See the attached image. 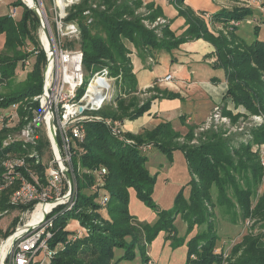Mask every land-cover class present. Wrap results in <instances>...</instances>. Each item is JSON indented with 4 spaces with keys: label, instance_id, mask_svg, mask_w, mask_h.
<instances>
[{
    "label": "trees",
    "instance_id": "16d2710c",
    "mask_svg": "<svg viewBox=\"0 0 264 264\" xmlns=\"http://www.w3.org/2000/svg\"><path fill=\"white\" fill-rule=\"evenodd\" d=\"M169 2L177 7L178 15L185 18L186 29L180 34L171 28V24L162 28V35L156 32V28L150 29L144 24V18L154 20L164 13L154 1L148 3L150 12L147 16L136 13L143 0H94L91 3L90 0H82L67 16V19L79 21V43L86 71L108 65L111 75L121 78L119 87L128 95L133 94V98L126 100L117 94L114 97L117 106L112 101L98 111L103 119L85 121V138L75 147L73 155V183L77 196L75 206L54 218L53 236L49 240L56 251L53 258L55 264H119L122 260H134L138 251L142 264H149L152 260L148 254V244L161 231H167V238L172 240L174 248L186 244L184 264H264V232L245 235L233 246L228 257H224L222 251H217L219 238L210 209V206H215L212 188L216 186L218 202L233 209V222L249 217L264 221V191L253 204L256 190L263 182L264 165L259 153L252 150L253 145L264 142V123L252 129L251 140H246L242 132L227 134L223 128H210L193 143L197 124H189L184 135L185 142H179L177 139L182 133L174 129L170 121H162L140 133L125 132V136L135 140V144L125 142L107 123L108 119L135 120L150 109L154 98L160 97L154 95L139 104L134 95L138 92V79L129 57L132 51L125 40L134 45L142 59L151 50L171 52L187 41L199 38L209 41L215 48L214 67L225 71L227 96L251 114L264 112V39L259 38L264 18L254 26L255 37L247 41L238 29L239 25L252 24L257 20L254 8L235 6L219 9L212 14V22L225 27L223 29L228 34H215L196 11L183 8L184 0ZM12 4L22 6L23 10L19 19L11 14L0 15V34L4 37L3 49L0 50V115L5 116L13 110L17 111L15 106L18 104L42 92L47 62L46 51L38 36V16L22 0H14ZM88 9L90 13L85 15ZM89 18L91 21L88 22ZM19 67H30V70L19 85L12 87ZM6 86L9 89L2 91ZM167 95L169 98L180 96L170 91ZM31 105L33 109L39 106L37 101ZM20 111L22 115L33 113ZM223 112L234 121L242 115L225 108ZM16 120L19 121V118ZM12 121L5 119L0 123V178L4 174L2 161L7 153L29 152V148L23 147L19 140L4 145L5 139L15 129L11 127ZM40 143L34 157L27 158L29 166L34 165L32 162L36 158H42L43 146L47 143L45 136L40 138ZM146 143L166 154L171 162L174 151H181L191 173V179L179 190L174 206L157 210L158 218L152 224L137 220L129 208L131 191L135 190L145 205L157 209L153 196L157 174L147 167L148 156L141 148ZM45 165L40 162L35 166L42 180H45ZM102 168L106 172L98 175ZM22 170L26 172L25 168ZM18 185L16 182L0 191V212L34 206H14L9 202L11 193ZM186 186H190L188 197L185 195ZM230 188L236 201L228 194ZM87 189H91V193H87ZM103 197H107V202L102 203ZM105 209L107 214L103 212ZM180 213L188 223L185 236H178L174 224ZM71 219L79 220L87 232L79 235L75 233L76 230L67 229ZM17 222L18 218H14L13 226ZM204 223L207 224L205 229L198 230L188 238L197 225ZM13 232L14 228L11 227L4 232L0 230V235L8 236ZM118 248L124 251L116 259Z\"/></svg>",
    "mask_w": 264,
    "mask_h": 264
},
{
    "label": "rangeland",
    "instance_id": "374dc122",
    "mask_svg": "<svg viewBox=\"0 0 264 264\" xmlns=\"http://www.w3.org/2000/svg\"><path fill=\"white\" fill-rule=\"evenodd\" d=\"M13 1L14 0H0V15L11 14L12 10H16L17 14H16V16H13V17L16 19H19L20 15L22 13L23 7L22 6H14L12 4ZM22 1L24 2L25 0H22ZM93 1L94 0H90V3ZM151 1H154L156 5H159L156 3L155 0H143L142 6L137 7L136 13L142 14L143 16H147L148 13L150 12L149 8H148V3ZM81 2H82V0H37V3H40V6H42V11H41V14L43 17L42 19L44 20L46 17V21L48 22V27H49L48 31L50 34V41H52V39H53L54 42L58 46L61 45L64 48L72 50V51L73 50H82L80 47V43H79L81 35L80 34L76 35V34H68L67 33L70 30V28L68 27L69 26L68 24H70V22H76L79 24L78 19L70 20V19H67L68 18L67 16L69 15L72 8H74L75 5H77ZM216 2L220 3V5L223 7L243 6V7L254 8L255 17L257 18V20L252 24H246L243 26L239 25V29H238V31L240 32L239 33L240 35H242L247 41H251L255 37L254 26L257 23H261V21L264 18V0H216ZM94 5H96V4H94ZM172 5L178 11L177 7L174 4H172ZM159 6H161V5H159ZM182 6H183V8L189 7L191 9H193L190 6H187L185 3ZM162 9H163V7H162ZM193 10L197 12V14L199 15L200 18L204 19L207 26L209 27V29L213 33L219 34V32H224L225 34H228V32H226V30L223 29L225 27H223L221 25H217V24L212 22V19H211L212 14L211 13L206 12V11H202V10H195V9H193ZM163 11H164V9H163ZM64 12H65V15L61 16V13H64ZM89 13H90L89 9L84 12L85 15H87ZM180 17H182V16H180ZM89 19H91V18H89ZM89 19H88V22H89ZM46 21L44 22L45 24H46ZM61 21L63 22V24L68 23L67 24L68 26L66 27L64 24V28L63 27L61 28L60 27ZM143 22L150 29L156 28V32L159 35L160 34L162 35V33H163L162 28L166 24L172 25V23L174 22V19L169 18V16L164 11V13L162 15H159L154 20H149V19L144 18ZM45 26H47V25H45ZM185 26H186V24H185ZM171 28H172V26H171ZM42 32H44V31L42 29V22L40 20V27L38 29V36H39V40H40L41 45L43 46V48H45V44H44L43 39H42ZM261 36L264 38V25L261 28ZM194 40H196V39H194ZM3 41H4V37L2 34H0V50L3 49V45H4ZM125 43L127 44V46L132 51L131 53H129V57L131 58L133 66H134V61H133L132 55L136 54L138 57H140V56L138 55L137 49L134 47V45L131 42H129L128 40H125ZM44 50L46 51V49H44ZM160 51L161 50H151L145 59H142L140 57L142 62L144 63V67L149 68V67L157 64V66H156L157 69H161L162 66L167 64L166 62L171 63V61L170 60L168 61V59H166V56H165V54H168L167 53L168 51L164 50L163 54ZM46 55H47V52H46ZM103 67H109V66L105 65ZM29 70H30V67H26V68L19 67L18 70L16 71L14 78H13L12 87L19 85L25 79L26 74ZM133 71H134V68H133ZM85 72L87 74L90 71L89 72L86 71V69L84 67V73ZM134 73H135V71H134ZM173 79H174L173 75H172V78L169 80H167L166 78L164 79V77H162V78L157 77L153 83H151L148 86L143 87L142 88L143 90H139V88H138V92H136L134 95L137 97L139 104H142L144 101H146L149 98H152L154 95L160 96L159 98H154V99L182 98L181 92H182V94H185L186 96H188V92H187L188 88L176 87L173 83ZM120 80H121V78H117V79L110 81L112 84V88L107 92V98L105 100L106 103H111L112 101H114L115 102L114 106H117L116 101L114 100V97H116L117 94H121L122 96H124V98L126 100L133 98V94L128 95L126 91L124 92L121 89V87H119ZM226 82L227 81H225V86L223 84V87L217 88V91L220 93L218 95H221L222 93H224L223 94L224 95L223 101H219V100L216 101L214 106L220 105L221 107H223V111L225 108L227 110H231L235 114L239 113L242 115L239 117V119L237 121H234L230 115L225 114L223 112V114L229 118L227 121L228 123L224 122L225 120L222 119V120H220L221 125L218 128L219 129L223 128L224 133L226 132L227 134H230L231 132H242L243 137L246 140H251L253 138V137H251L253 135L252 129L254 127H257V126L264 123V112L259 113V115L261 116V120L257 124H255V126H253V124L250 125L249 122L251 121V116L254 114H251L242 105H236L234 103V101L232 100V98L227 96L228 82L227 83ZM43 85H44V76H43ZM87 87H88V81H86V83L80 87V89L78 91V97H81L83 95V93L85 92ZM8 89H9V87L6 86L5 88H2V91H6ZM42 90H43V87H42ZM169 91L178 93L180 96L174 97V98H169L167 95V92H169ZM105 93H106V91H105ZM212 93L216 94L213 90H212ZM38 95H40V94H38ZM38 95H35L31 99H27V100L23 101L22 103L18 104L17 106H15V108L17 109V111H15L16 112L15 115L8 117V118L5 117V119L8 121H12V120H14V118H16V119L19 118V121H17L16 119L14 121H12L13 124L11 125V127L15 128V129H13L12 132H10V136L7 139H5L4 145H6L7 143H10L13 140H19V142L23 145V147L27 146L29 148L28 149L29 152L26 154H34V153H37V150L39 149V146L41 144L40 138L42 136L43 137L45 136L47 143L43 146L44 150H43V156L41 159L44 161V163L46 165H48L51 161L52 154H51V150L49 149L51 146V143H50L49 135L47 133V128L45 127V124L41 123L37 127L36 130L34 129L35 131H33L32 134L34 133L35 136H34V138L30 139L29 141L24 140L20 135V131H21V128L23 127V125L26 126L29 123V121H31V116H29L28 119H25V116L32 115L31 112L27 113L25 115H22L20 109L26 110L28 112L33 111L34 109H33V106L31 105V103L36 100V97ZM153 100H152V103H153ZM152 103H151V107H152ZM31 106H32V109H31ZM214 106L212 107V110H213ZM151 107H150V109H151ZM148 111H146V112H148ZM11 112L14 113V110ZM90 114L100 115L98 113V111L90 112ZM152 114H153L152 116H150V114H149L150 117H149V119H147L148 122H150L149 124L156 123L158 120H156L155 118H159V116H160V115H158V112H154ZM126 120H128V119H126ZM113 121H117L118 122L117 124H119L121 126L120 131H121L122 136H124V138H125L123 140L126 142V139H130L133 141L130 144H135L136 143L135 140H133L132 138H127V136H125V132H127V131H124V128H123V124H124L125 120L120 121L119 119H113ZM203 122H199L200 124H197L198 126H196L194 128V131L196 133L194 134L195 138L192 140L193 143L197 142L198 137L202 136L204 134L203 132L210 129V128H208V129L201 131L200 126L202 125ZM147 126L148 127H143V128L141 127L142 130H140V132L144 131V129H152L155 127V126L152 127V125H147ZM235 126H239V127L243 126L244 128H243V130L237 129V131H236V130L232 129ZM184 127H187V129H188V127H189L188 123ZM211 128H213V127H211ZM140 132H137V133H140ZM200 133H202V134H200ZM185 134L186 133L182 134V136L179 139H177V141L185 142V137H184ZM262 143H259V144H262ZM255 146H256V144L253 145V147H252L253 151H254ZM141 148L143 149L144 153L148 156L147 167L150 169V171L153 174H157V179H156L154 192H153V196H154L155 202L157 204V209L150 208L147 205H145L143 203V201H141L137 197L135 190L131 191L129 208H130V212L135 216V218L137 220L143 221V222H149L152 224L158 218L157 210H159V209H170L174 206L175 198H176L179 190L184 185H186L187 182L191 179V173H190V170L188 167L187 160L181 151H175L174 152V160H173V162H171V161H169V158L166 154H164L163 152H161L157 148L153 147L151 144H148V143L143 144V146ZM259 156H260V154H259ZM260 161L262 163L261 156H260ZM72 165H73V158H72ZM73 171H74V167H73ZM85 191L87 193H91V189H87ZM189 191H190V186H186L185 195L187 197L189 195ZM263 191H264V178H263L262 184L259 185L257 190H256L257 195L253 197V204L256 203L258 197L263 193ZM228 194L232 198L233 201H236L235 196H234L231 188L228 190ZM212 198H213V201L215 202V206L214 207L210 206V209L213 211V221L215 224V232L219 238L217 241L216 249L218 252L222 251L224 253V257L229 256V253L231 252V249L233 248V246L235 244H237L238 242H240L245 235H247L249 233L258 234V233L264 232V221L263 220H258L255 218L252 219L249 217L247 219H239L237 223L233 222L232 221L233 209L230 208L227 204L221 205L218 202V189L216 186H213V188H212ZM9 202H10V200H9ZM14 206H19V205H14ZM23 210L24 209H21V207H16V208H10L8 211L0 212V230L2 232H4L6 229L12 227V228H14V232H15L17 227L19 225H22L24 222H26L28 216L30 215V214L24 215L22 213ZM103 212H104V214H107L106 209ZM14 218H18V222L13 226L12 222H13ZM174 224H175L176 232H177L178 236H185V234L187 232L188 223L185 221V219L183 218L181 213L177 215ZM206 226H207V224H205V223L197 225L195 227V229L189 234L188 238L190 236H192L194 233H196L198 230L205 229ZM66 228L69 230H71V229L76 230L75 233H77L79 235L80 234L84 235L85 232H87V229L84 226H82L80 221L77 219H71L70 222L67 224ZM9 236L10 235L5 236L3 233H1L0 240L7 239ZM171 242H172V240L170 238H167V231H161L159 233V235L153 240V242L151 244H148V254L150 255L151 260H152V261H150L149 264H184L186 261V257H187V246H186V244H182V245L174 248L171 245ZM123 251L124 250L122 248L116 249V259L123 253ZM114 260H115V258H114ZM119 264H142L140 252L138 251V255L134 260H122Z\"/></svg>",
    "mask_w": 264,
    "mask_h": 264
},
{
    "label": "built area",
    "instance_id": "2783aa9c",
    "mask_svg": "<svg viewBox=\"0 0 264 264\" xmlns=\"http://www.w3.org/2000/svg\"><path fill=\"white\" fill-rule=\"evenodd\" d=\"M16 14V10H12L11 15L16 16ZM63 15L65 12L61 13V16ZM45 21L46 17L41 20L42 29L45 25L49 29L48 22L46 21L45 24ZM64 24L61 21L60 27L64 28ZM67 24L65 26L69 25L70 28L68 34H80L81 29L78 23ZM48 41V48L46 46L44 48L47 52V62L43 73V90L35 100L39 106L33 110L32 115L25 116V119L31 116L32 122L29 121L26 126L23 125L20 135L24 140L29 141L35 136L32 132L44 123L51 143L52 158L50 163L45 165V180L41 179L35 168L40 162L44 163L42 159L36 158L32 162L33 166L28 165L27 158L34 157V154L7 153L2 161L4 174L0 178V191L6 190L8 185H14L17 182L19 185L11 193L10 203L34 205L22 211L24 215H30L27 221L19 225L10 236L13 238L4 256L3 264H55L53 258L56 251L49 242L53 236V221L57 215L71 210L77 198L74 191L72 165V158L76 152L75 147L85 138V121L103 119L101 115H92L90 112L103 108L106 104L107 92L112 88L110 81L118 78L111 75L109 67L103 66L91 71L87 76L86 72L84 73L82 50L72 51L61 45L58 46L53 39ZM165 78L171 79L172 74H167ZM86 81H88V87L83 95L78 97V91ZM15 113L0 115V123L5 120V117H11ZM222 119L227 122L229 118L223 114V107L216 105L200 126V130L211 127L217 129ZM260 120L261 116L254 114L249 124L255 126ZM107 123L114 133L125 139L117 121L108 119ZM243 128V126H235L232 129L237 131ZM126 142L133 141L126 139ZM254 151L260 154L264 165V142L256 144ZM23 168H25V173ZM67 172H70L71 178ZM105 172L106 169L102 168L98 175H103ZM106 201L107 197H103L102 203ZM38 211L42 215L34 222ZM3 242L4 240L0 241V248Z\"/></svg>",
    "mask_w": 264,
    "mask_h": 264
},
{
    "label": "crops",
    "instance_id": "0c3cea01",
    "mask_svg": "<svg viewBox=\"0 0 264 264\" xmlns=\"http://www.w3.org/2000/svg\"><path fill=\"white\" fill-rule=\"evenodd\" d=\"M155 1L163 7L169 18L174 19L171 26L177 34L185 30V19L178 16V11L168 0ZM184 3L195 10H202L211 14L223 7L216 0H184ZM259 38L264 39L261 36V30ZM160 52L163 54L164 50ZM167 53L165 54L166 59L170 60L171 63L166 62L167 64L161 69H157V64L149 68L144 67L141 58L136 54L132 55L134 71L138 78V88L143 90V87L153 83L157 77L162 78L167 74H172L174 85L179 88H188V96L181 92L182 98L154 99L151 109L143 116L135 120L124 121V131L137 133L143 127H148L147 125L154 127L161 121H171L174 129L184 134L188 131L187 127H184L187 123L188 125L200 124L199 122H203L209 115L216 101H223L224 93L218 95L220 93L217 88L223 87V84L225 86L227 79L224 69L214 67L216 62L215 48L210 42L202 38L187 41L177 49ZM213 77L218 79L214 80ZM212 90L216 94H213ZM154 112H158L160 115L159 118H155L158 121L149 124L147 119Z\"/></svg>",
    "mask_w": 264,
    "mask_h": 264
},
{
    "label": "bare ground",
    "instance_id": "6f19581e",
    "mask_svg": "<svg viewBox=\"0 0 264 264\" xmlns=\"http://www.w3.org/2000/svg\"><path fill=\"white\" fill-rule=\"evenodd\" d=\"M28 6L29 5H34L37 1L36 0H25L24 1ZM42 39H43V42L46 46V48H48L49 46V41H48V38L45 36L44 32H42ZM42 213L40 211H38L36 214H35V218H34V222H36L38 220L39 217H41ZM11 236V235H10ZM12 238L13 237H8L7 239H4V242L3 244L1 245V248H0V264H3V259H4V256L7 252V249L9 247V245L11 244L12 242Z\"/></svg>",
    "mask_w": 264,
    "mask_h": 264
},
{
    "label": "water",
    "instance_id": "95a60500",
    "mask_svg": "<svg viewBox=\"0 0 264 264\" xmlns=\"http://www.w3.org/2000/svg\"><path fill=\"white\" fill-rule=\"evenodd\" d=\"M37 1V0H36ZM29 7L36 13V15L38 16L39 20H42V14H41V11H42V6H40V3H35L33 6L32 5H29ZM43 31L45 33V36L48 38V40H50V34H49V31H48V28L45 26L43 27ZM53 126V125H52ZM69 178H71V174L70 172H67ZM12 235V234H11ZM1 241V240H0Z\"/></svg>",
    "mask_w": 264,
    "mask_h": 264
}]
</instances>
